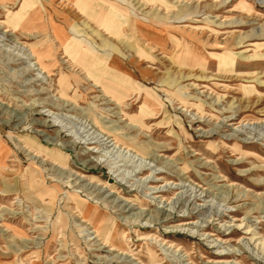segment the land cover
<instances>
[{"label": "rangeland", "instance_id": "obj_1", "mask_svg": "<svg viewBox=\"0 0 264 264\" xmlns=\"http://www.w3.org/2000/svg\"><path fill=\"white\" fill-rule=\"evenodd\" d=\"M22 1L0 0V264H264V0H87L112 33L70 0ZM49 18L138 89L104 95ZM68 194L108 215L124 256Z\"/></svg>", "mask_w": 264, "mask_h": 264}, {"label": "bare ground", "instance_id": "obj_2", "mask_svg": "<svg viewBox=\"0 0 264 264\" xmlns=\"http://www.w3.org/2000/svg\"><path fill=\"white\" fill-rule=\"evenodd\" d=\"M69 4H71L73 7H75V9L78 10L79 12H81L82 14H85V16L88 19H90L93 22V24L96 25L97 27L103 26V27H105V29L107 28L106 30H114V28L111 25H112V22H114L115 17H112L111 15H109V16L107 15L108 20L107 19L106 20L108 21V23L107 22L105 23V21H104V23L102 24V19H105L106 16L98 14L96 11L97 8H94V7L92 8V6H91V8H87V4H88L87 0H70ZM49 20L52 21L50 18H49ZM28 23H29L28 21H23V23L19 26V28L23 29L24 31H30L31 29H37L38 28L37 26H33V25H32L33 27H26L25 25ZM27 26H29V25H27ZM52 31H53L52 32V38L56 42V44L58 46L57 48L58 49L63 48L62 49L64 51L63 53H65V55L68 54V57H70L71 61H73L75 59L76 55L81 51V49L80 48L73 49L71 47V44H69L68 33L70 31L61 30L58 28L56 29L55 27L52 28ZM35 45L36 44H34L33 46H35ZM29 50H30V53H31L34 61H35L34 64L36 66H38V69L40 71L44 72L45 74H49L50 68L48 67L47 64H45L41 60V55L39 54L37 56L36 52L32 48L31 49L29 48ZM71 67L76 69V67H74V65H73V62H71ZM58 83L63 86L64 92L68 89V87H67L68 84L67 83L64 84V81L61 79V77H60V81H58ZM108 138H111V137L108 136ZM108 138L106 137V140H101L102 138H100L99 136L95 137V139L97 140L95 142L96 146H101V145H103V143L106 144L108 142L107 141ZM110 142H112L113 143L112 145H115V146L117 144H119L120 142L122 143V141H119L116 138H112V140H110L108 143H110ZM99 143H101V144H99ZM122 144H124V143H122ZM26 145L28 146V148H30L32 150L36 149L35 148L36 146L32 143L27 142ZM94 148H96V147H94ZM39 150H40L39 152L45 153L46 155H48L50 157L51 160L56 162L57 164H55V165H60L62 168L64 165H66V156H65V158H63V156L58 154L57 152H51L49 154V152L43 148H40ZM32 174L33 173H30V171H29L30 178L31 177L34 178V174L33 175ZM97 181H99V180H97ZM42 189H43L42 194H47V192L45 191V188H42ZM49 191H50V189H49ZM113 193H115V192L112 189L111 194L113 195ZM47 195H49V194H47ZM42 197H43V195H41V198ZM68 201H72V203H73L72 205L74 206V209H73L74 214L77 215V217L79 218V220H81L82 223H85L90 228V230H92L91 234L94 236L93 240L96 239V241L99 242V247H102L103 249L109 247V248H111V251H117V252H119V249H120V251H122V252H120V257L124 256L123 253H124V250H126V245H123L121 242H119L117 240L116 227L113 225V223L110 222L108 215L101 212L97 208L86 205V203L83 202L79 196L69 195ZM122 201L127 202L125 200H122ZM125 205H128V204H125ZM130 209H132V208L130 207ZM238 227H240V226H238ZM85 230H87V232H88L87 228ZM246 233H248V230ZM126 251H128V250H126ZM126 254L127 253H125V255Z\"/></svg>", "mask_w": 264, "mask_h": 264}, {"label": "crops", "instance_id": "obj_3", "mask_svg": "<svg viewBox=\"0 0 264 264\" xmlns=\"http://www.w3.org/2000/svg\"><path fill=\"white\" fill-rule=\"evenodd\" d=\"M22 2L31 3L30 0H23ZM73 8H75V7H73ZM88 21L92 22L91 20H88ZM132 24H133V22H132ZM111 26L114 28V30H106L107 28L105 29V27H103V26H100V27L102 28V30L104 29V30L111 32V33L113 31L114 32H122L123 31L122 27H124L123 23L117 22L116 19L114 20V22H112ZM49 27H50L51 31H52V28H54V27L56 29L57 28L60 29L57 25H55V21H50V20H49ZM77 33H73V35H72L71 30L68 33V40H69L68 42H69V44H71V47L73 49H77V48L81 49V51L76 55V57L73 61H71V58L67 56L68 61L70 62V65H71V62H73V65H74V67H76V69H78V70L80 69L83 72V74L85 75V77L88 78V80L97 84L100 87V89L102 90V92H104V95H106L107 97H109L113 101L119 102L120 99L124 97V93H125L124 90H126L125 88H128V85H129V88H131V90L138 89L137 83L133 82V80L131 79V77H133V79H135L134 76H131V75L128 76L127 74H124L121 71L120 66L118 64H116L114 61L108 60V63H107L106 60L103 59V57H102L103 55L97 53L96 50H92V49H88V48L83 47V45H81V40H79L78 35H76ZM145 35L147 36L148 40L151 39L152 37L155 38V36L159 37V33L148 34V35L145 34ZM59 50L61 51V48H59ZM94 53H97V54H94ZM121 72L123 74H121ZM114 84H116L117 86H115ZM127 90H129V89H127Z\"/></svg>", "mask_w": 264, "mask_h": 264}]
</instances>
